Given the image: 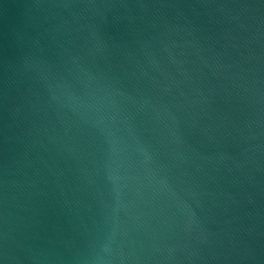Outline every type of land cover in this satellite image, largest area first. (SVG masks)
<instances>
[{
  "label": "water",
  "instance_id": "obj_1",
  "mask_svg": "<svg viewBox=\"0 0 264 264\" xmlns=\"http://www.w3.org/2000/svg\"><path fill=\"white\" fill-rule=\"evenodd\" d=\"M0 264H264V0H0Z\"/></svg>",
  "mask_w": 264,
  "mask_h": 264
}]
</instances>
